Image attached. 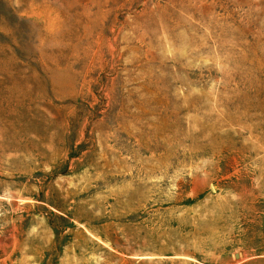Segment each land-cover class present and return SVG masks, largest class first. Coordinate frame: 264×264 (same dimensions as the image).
Returning a JSON list of instances; mask_svg holds the SVG:
<instances>
[{"label": "rangeland", "instance_id": "374dc122", "mask_svg": "<svg viewBox=\"0 0 264 264\" xmlns=\"http://www.w3.org/2000/svg\"><path fill=\"white\" fill-rule=\"evenodd\" d=\"M0 264H264V0H0Z\"/></svg>", "mask_w": 264, "mask_h": 264}]
</instances>
